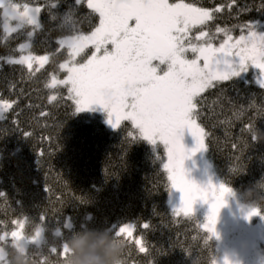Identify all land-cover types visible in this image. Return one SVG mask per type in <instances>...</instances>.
I'll return each mask as SVG.
<instances>
[{
	"label": "trees",
	"instance_id": "1",
	"mask_svg": "<svg viewBox=\"0 0 264 264\" xmlns=\"http://www.w3.org/2000/svg\"><path fill=\"white\" fill-rule=\"evenodd\" d=\"M227 2L198 0V6L211 8ZM238 2L248 10L238 18L235 9L231 14L219 13L204 30L231 28L245 21H251L256 31L264 30L260 0ZM70 3L62 0L60 11ZM42 22L43 30L32 39L35 55L54 52L60 35L46 15ZM193 34L198 35L196 29ZM239 34L238 29L232 33ZM25 42L22 34L5 40L0 28V57L18 55L14 50ZM65 58L66 53L59 52L31 74L26 66L0 61V98L14 101L0 118V193L4 194L0 220L28 218L13 239L19 241L20 251L36 264L45 256L50 264H57L51 248L62 249L65 257L66 241L73 238L82 239L88 250L102 247L105 235L122 238L117 228L131 223L136 225L133 237L122 238L126 240L124 264H214L220 240L208 239L211 233L197 227L205 223L204 217L173 214V187L164 168L166 146L150 141L130 118L115 127L98 106L77 111L79 105L68 99L65 87L46 86L52 75L64 78L58 65ZM186 58L193 59L195 54L188 53ZM163 67L167 70V64ZM203 97L198 108L211 133L206 139L207 161L218 180L238 194L241 206L261 209L253 219L259 223L264 220V85L244 72L220 81ZM249 123L255 127V138L247 130ZM242 141L247 143L242 153L231 148L233 142ZM144 223L150 227L144 229ZM140 238L147 253L139 252L135 241ZM13 240L0 247L11 250ZM259 246L264 252V243Z\"/></svg>",
	"mask_w": 264,
	"mask_h": 264
},
{
	"label": "snow or ice",
	"instance_id": "2",
	"mask_svg": "<svg viewBox=\"0 0 264 264\" xmlns=\"http://www.w3.org/2000/svg\"><path fill=\"white\" fill-rule=\"evenodd\" d=\"M259 5L264 7V0ZM61 6L62 0H0L4 39L13 34L27 37V42L14 50L18 55L0 57V61L26 66L31 74L44 68L50 57L66 53L58 65L64 78L52 75L46 86L65 87L68 99L79 105L77 111L100 103L114 115L115 120L110 119L109 123L115 127L130 118L150 141H164L167 181L182 193L180 205L173 209L174 216L190 218L198 201L208 203L206 222L197 223V227L211 233L208 239L219 238L216 224L231 188L223 182L214 184L211 179L206 185L190 179L185 161L197 151L206 150V139L211 135L201 121L202 108H198L203 104V94L220 81L245 71L249 62L264 70V33L256 31L251 21L231 28L216 26L214 31L204 30L219 13L231 14L235 9L238 18L248 9L241 8L238 0L211 8L198 6V0H72L63 12ZM42 15L56 23L60 35L54 52L35 55L32 39L44 28ZM193 29L198 35L193 34ZM237 29L240 34L233 36ZM188 53L195 54V58H186ZM229 57H238L240 67H233ZM166 62L169 63L164 70ZM51 99L56 100V96ZM12 103L0 98V118ZM185 128L195 137L196 146L191 150L183 142ZM247 130L255 138L252 123ZM246 144L233 142L230 146L242 153ZM40 155H44L43 150ZM260 214L261 209L252 207L247 217ZM45 219L46 216L41 217V221ZM27 221V217L0 220V246L17 238L18 230ZM149 227L148 223L143 224L144 229ZM135 229V224H122L118 235L130 240ZM135 243L140 245V253L148 252L143 238ZM49 252L61 264L62 249L53 247ZM40 264H50L48 256ZM224 264L232 261L225 257Z\"/></svg>",
	"mask_w": 264,
	"mask_h": 264
},
{
	"label": "rangeland",
	"instance_id": "3",
	"mask_svg": "<svg viewBox=\"0 0 264 264\" xmlns=\"http://www.w3.org/2000/svg\"><path fill=\"white\" fill-rule=\"evenodd\" d=\"M258 32L264 33V30L261 29ZM190 54L193 55L192 53ZM228 59L233 63V67H240L238 57H229ZM168 63L166 62L165 64ZM220 67L223 68L224 64L222 63ZM244 72L245 74L249 72L254 75L260 83L264 81V70L250 62L247 64L246 70L240 71L238 75L244 74ZM95 106H98V110L105 113L107 123L113 125V123H109L110 119L115 120L114 115H110V109L100 103H92L88 108ZM155 141H161L167 149L164 141L160 139ZM183 142L189 150L196 146L195 137H193L191 132L186 135L183 134ZM185 169L189 178L200 184L206 185L210 179L214 184L221 183L207 161L206 150H200L190 155L185 161ZM181 197L182 193L173 188L170 203L174 208L180 205ZM226 201L227 203L220 210L218 223L216 224L221 249L214 264H224L225 257L231 260L232 264H264V252L259 246V243H264V220L256 223L253 219L257 215L249 219L247 217V208L241 206L239 196L233 190L226 196ZM231 204H235L237 207L233 208ZM209 208L210 205L208 203L198 201L195 205L194 214H201L206 222ZM117 229L119 231V227Z\"/></svg>",
	"mask_w": 264,
	"mask_h": 264
},
{
	"label": "clouds",
	"instance_id": "4",
	"mask_svg": "<svg viewBox=\"0 0 264 264\" xmlns=\"http://www.w3.org/2000/svg\"><path fill=\"white\" fill-rule=\"evenodd\" d=\"M18 243L13 240L11 250L0 247V264H36L20 251ZM66 245L68 254L62 264H124L126 241L119 237L105 235L103 246H94L91 250L84 248L82 239L73 238L66 241Z\"/></svg>",
	"mask_w": 264,
	"mask_h": 264
},
{
	"label": "flooded vegetation",
	"instance_id": "5",
	"mask_svg": "<svg viewBox=\"0 0 264 264\" xmlns=\"http://www.w3.org/2000/svg\"><path fill=\"white\" fill-rule=\"evenodd\" d=\"M189 132H191L189 129L185 128L184 131H183V134L186 135L188 134Z\"/></svg>",
	"mask_w": 264,
	"mask_h": 264
},
{
	"label": "water",
	"instance_id": "6",
	"mask_svg": "<svg viewBox=\"0 0 264 264\" xmlns=\"http://www.w3.org/2000/svg\"><path fill=\"white\" fill-rule=\"evenodd\" d=\"M66 251H68L67 247H66V249L64 250V252H66Z\"/></svg>",
	"mask_w": 264,
	"mask_h": 264
}]
</instances>
